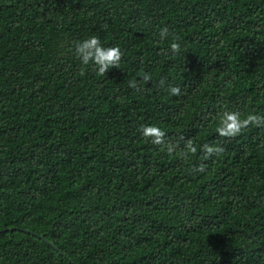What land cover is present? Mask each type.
<instances>
[{"label":"trees","instance_id":"obj_1","mask_svg":"<svg viewBox=\"0 0 264 264\" xmlns=\"http://www.w3.org/2000/svg\"><path fill=\"white\" fill-rule=\"evenodd\" d=\"M225 111L264 116V0H0V264H264V126Z\"/></svg>","mask_w":264,"mask_h":264},{"label":"clouds","instance_id":"obj_2","mask_svg":"<svg viewBox=\"0 0 264 264\" xmlns=\"http://www.w3.org/2000/svg\"><path fill=\"white\" fill-rule=\"evenodd\" d=\"M168 28L164 27L160 29L159 36L161 39L168 35ZM179 37H174V42L171 43L170 49L173 54L180 52ZM74 54L79 59L82 65L93 64L100 76L105 75L110 68L119 67V63L122 59L123 52L119 46L104 47L96 36H91L79 43L75 44ZM142 79L148 81L150 76L148 74H142ZM130 86L135 88L136 84L130 82ZM170 94L179 96L181 95V89L179 87H172ZM249 126H264V116H258L249 114L242 118L241 113L238 111H225L219 121V125L216 128L217 133L221 137L234 138L241 134ZM142 132L145 138H152V143L155 145L164 144L165 133L156 126H142ZM186 151L181 153L182 157L187 158L188 153L195 154L197 149L191 140L186 142ZM204 157L207 160L213 155H219L224 152V148L220 146L204 145ZM168 151L171 153L173 148L168 146ZM199 172L205 171V166L201 164L198 169Z\"/></svg>","mask_w":264,"mask_h":264},{"label":"water","instance_id":"obj_3","mask_svg":"<svg viewBox=\"0 0 264 264\" xmlns=\"http://www.w3.org/2000/svg\"><path fill=\"white\" fill-rule=\"evenodd\" d=\"M20 231V230H19ZM24 232H26V233H29L28 231H24ZM37 236V235H36ZM41 239H43L42 237H41Z\"/></svg>","mask_w":264,"mask_h":264}]
</instances>
